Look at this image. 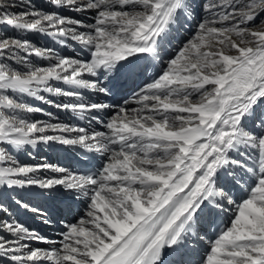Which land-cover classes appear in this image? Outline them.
Masks as SVG:
<instances>
[{"label": "snow or ice", "instance_id": "1", "mask_svg": "<svg viewBox=\"0 0 264 264\" xmlns=\"http://www.w3.org/2000/svg\"><path fill=\"white\" fill-rule=\"evenodd\" d=\"M0 264H264V0H0Z\"/></svg>", "mask_w": 264, "mask_h": 264}, {"label": "bare ground", "instance_id": "2", "mask_svg": "<svg viewBox=\"0 0 264 264\" xmlns=\"http://www.w3.org/2000/svg\"><path fill=\"white\" fill-rule=\"evenodd\" d=\"M40 1H44V0H37L38 4H43V3L40 2ZM184 35H188V33L186 34V32H185ZM35 37H36V38H35ZM31 38H32V39H33L38 45L49 46V47L53 46L52 41L49 40V39H47V38H45V37H41V36H39V35H34V36H32ZM38 40H39L40 42H38ZM174 43H175V44H179V41H175ZM169 50H170V51H175V49H174V48H171V47L169 48ZM66 54H71V52H70V51H67ZM166 58H167V57H165V60H166ZM45 107H47V106H45ZM48 110L53 111L54 113H56V115H58V113L61 111V110H57V109H53V108H49ZM37 118H45V117H40V116L38 115ZM60 119H62V117H60ZM33 151H34V155H35V157H36L35 160L30 159L27 155H21V157H20L21 160H22L23 162H27V163H37V162H41V161H39L38 157L42 155V158L47 159L48 162H50V161H51L50 159H52V162H50V163H56V162L54 161L55 154L57 155L61 150H57V149H45L43 146H38L37 149H35V150H33ZM20 218H21L23 221L27 222V224H28V223L31 222L32 219H34L35 217H31L30 214H23V213H21V217H20ZM35 219H36V218H35ZM51 236H52L54 239H58V238H59L58 235L53 234V233L51 234ZM35 246H41V247H42V245H35Z\"/></svg>", "mask_w": 264, "mask_h": 264}, {"label": "rangeland", "instance_id": "3", "mask_svg": "<svg viewBox=\"0 0 264 264\" xmlns=\"http://www.w3.org/2000/svg\"><path fill=\"white\" fill-rule=\"evenodd\" d=\"M40 2L43 3L44 1H40ZM186 34H187V33H186ZM35 38H36V37H35ZM38 42H40V41L38 40ZM166 59H167V58H166ZM41 158H42V155L38 157L39 161H41ZM34 246H35V245H34Z\"/></svg>", "mask_w": 264, "mask_h": 264}]
</instances>
